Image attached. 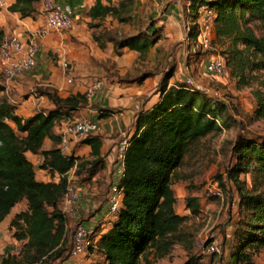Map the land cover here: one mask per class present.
<instances>
[{"label": "trees", "instance_id": "trees-1", "mask_svg": "<svg viewBox=\"0 0 264 264\" xmlns=\"http://www.w3.org/2000/svg\"><path fill=\"white\" fill-rule=\"evenodd\" d=\"M38 3L39 0H14L7 9L28 17L37 12ZM131 5L132 0L116 4L111 0H94L87 11V27L99 49L105 50L111 44L118 53L126 48L135 51L138 60L143 61L160 38L152 22L147 30L129 35H118L101 25L108 17L120 23L129 22ZM201 6L214 13L210 46L218 47L230 76L238 84L246 85L248 74L264 68V36L257 35L251 25H264V0H191L189 34L193 37L200 33ZM3 35L0 29V44ZM149 76L151 73H145L139 80ZM172 76L171 68L160 79L157 101L136 113L135 129L126 136L128 145L116 183L120 205L106 221L109 227L105 231L99 223L91 228L88 251L92 260L87 264H139L141 259L150 264V251L155 255L166 252L185 220L175 210L173 172L194 142L229 126L231 117L225 101L189 82L168 85ZM35 95L45 97L53 106L27 118L16 114V106L6 97H0V223L23 202L25 209L10 219L13 236L24 240L22 251L29 263L46 264L61 257L69 244L67 216L60 205L71 183L70 171L78 180L88 183L105 168L106 162L101 155L102 136L98 133L80 141L90 148L86 157L63 154L59 147L61 137L55 128L87 105L85 93L60 96L56 88L46 85L40 86ZM257 100L256 115L263 117L264 97L258 95ZM113 114L112 109L101 108L98 119ZM46 139L50 141L48 148L44 146ZM27 152L40 155L39 168L51 177L58 175V179L38 180ZM232 153L236 159L227 177L238 188L242 215L233 230L229 264H254L253 252L264 249V189L244 190L238 176L255 172L260 186H264V140L239 137ZM185 201L192 214L199 212L197 197L187 196ZM16 261V257L6 256L0 264ZM197 261L191 257L186 264H199Z\"/></svg>", "mask_w": 264, "mask_h": 264}, {"label": "rangeland", "instance_id": "rangeland-1", "mask_svg": "<svg viewBox=\"0 0 264 264\" xmlns=\"http://www.w3.org/2000/svg\"><path fill=\"white\" fill-rule=\"evenodd\" d=\"M111 1L116 4L120 0ZM173 1L175 0H132L128 11L129 22L120 23L116 19L108 17L101 23L102 27L115 30L118 35H129L147 30L152 22V27L159 30L160 38L143 61H139L137 53L130 50L122 52L124 50L122 49L116 53L105 49L98 52L94 44L86 42L76 43L87 46L88 59H82L79 54L76 55V58L70 59V57L60 56L54 52L52 60L60 68L65 80H71L68 84L80 92L85 93L96 80L101 82V88L94 93L90 100H87L91 110H99L104 108V105H110L114 114H119L121 110L118 108L123 107L122 104H119L121 95L135 89L143 95V97L133 100L137 102L136 111L138 112L147 103L146 99L150 97L149 95L156 93L161 77L171 68L173 76L169 78L168 85L176 81L189 82L198 89L226 102L231 117L229 126L194 142L171 177V188L176 197L175 210L185 217L176 234L174 244L162 255H155L153 251H150L147 259L150 264H186L191 257H196L199 264H229V253L234 243L233 230L242 215V210L239 205L238 188L228 179L227 171L235 163L236 158L232 153V148L239 137L264 140V116L256 115L258 95L264 97V68L248 74L246 85L238 84L230 76L229 70L221 76L207 73L205 69L207 59L213 54L220 53L217 46H213V44L210 46L213 33L207 34L208 47H203L204 38L200 33L196 37L189 34V24L192 23V18L187 8L189 7L188 2L191 0L175 1L174 3H179L174 13L170 11ZM38 6H40L39 3ZM198 14L200 29L205 19L204 9L200 7ZM251 25L257 35L264 36L263 24L253 22ZM149 30L151 31L150 28ZM62 61L67 63L66 67H62ZM145 73H151V76L139 80ZM39 87V85L33 84L26 90L24 97L29 95L35 97V92ZM0 97L7 98L8 96L0 94ZM31 107L34 112L48 109V105L40 100ZM80 141L74 142L76 145L72 147L71 153L86 155L83 147H79ZM27 158L34 165L38 180L51 179L48 174L39 172L40 160L38 158L31 155H28ZM120 175L121 173L118 171L117 178ZM238 181L243 182V188L247 191L256 187L258 190L264 189V186H260V180L255 172L239 174ZM90 182H82L76 177L71 178V187L78 193L77 204L74 211L70 210L65 198L60 205L67 216L69 244L61 257L46 264H73L72 258L77 257L79 259L77 264H86L92 260L88 248L79 256L71 254L72 234L75 226L78 223L83 224L84 221H89L91 218L90 213L77 215V212L80 213L78 208L80 197L90 193L91 189L89 186L81 194L79 187ZM220 183L223 184V187ZM212 189H219L221 196L213 194ZM187 196L198 198L199 212L197 214H192L187 208L185 201ZM23 209H25L23 202L17 204L0 223V248L6 246V250L0 249V262L6 256H14L17 259L14 264H32L25 259L22 251L24 240L14 237V228L10 226L12 216ZM107 212L106 206L101 207L93 215V223L103 220ZM105 222L98 223L103 226ZM213 241H215L216 250L210 249ZM14 248L17 249L16 252ZM253 254L254 264H264L263 248L255 250ZM139 264H145L144 260L141 259Z\"/></svg>", "mask_w": 264, "mask_h": 264}, {"label": "crops", "instance_id": "crops-1", "mask_svg": "<svg viewBox=\"0 0 264 264\" xmlns=\"http://www.w3.org/2000/svg\"><path fill=\"white\" fill-rule=\"evenodd\" d=\"M93 1L94 0H56L57 3L63 6H68L71 9V16L74 24L71 29L66 31L47 29L44 24L40 6H37V12L34 15L28 17H21L19 13L10 12L7 9L8 5L14 2V0H6V5L0 9V29L4 31V34H14L25 43L35 40L38 44V51L36 54L37 67L33 70L23 72L18 77L8 78L2 72L3 63L0 59V94L8 96L6 99L11 104L16 106L15 113L22 118H27L34 113L31 106H34L37 102H39V100L40 102H45V105H48V109L53 106L45 97L42 96L37 97L35 95V98L33 95H29L26 98L24 97V94L27 92L26 90L33 84H37L39 86H52L57 89L60 96H66L69 93L79 91L68 84V81L65 80L60 68L55 65V61H53L52 58H54L53 53L56 52L58 55L67 56L70 57V59L74 57L76 58L77 54L81 55L82 59H88L89 50L87 46L84 44L78 45L76 42H86L88 44L92 43L96 46L98 52L103 51L97 47L95 42L92 41L91 32L87 27V23L90 20L87 16V11ZM175 1L177 2V0ZM175 1H173L170 6V11L173 13L176 11L179 3H174ZM188 4H190V1ZM198 23L200 22L198 21ZM106 50L112 52V45L108 44ZM126 51H128V49L125 48L122 52ZM130 51L136 54L135 51ZM149 96L150 97L146 99L147 103L140 108L141 110L150 108L151 105L158 99V94L156 93L154 95L150 94ZM141 97H143V95L135 89H131V91H128L125 95L123 93V96L121 95L119 101V104H122L123 107L118 108L121 112L119 114H113L111 117L105 119H98V110H91L89 108L90 105L88 104L84 108H81L70 115V117L74 118L85 117L97 120L99 123V129L96 133L100 134L103 140L101 155L104 157L106 162L105 168L100 173L93 176L89 184L80 185L79 187L81 194L84 193L89 186L91 187L90 193L86 194L87 196L85 195L80 197L78 204L80 213L77 212V215L79 216L84 213H90V220L83 222V225L89 229H91L98 222L107 221L112 217V214L109 212L108 202L110 185L117 183L119 179L117 178V173L118 171H120V173L122 171V158L119 157L117 145L123 137H126V135L129 136L134 132L137 102L133 100ZM104 108L111 109L112 107L110 105H104ZM58 129L59 127L56 126L55 131L57 134ZM75 145L76 144H73L72 147ZM44 146L48 148L50 146V141L46 139L44 141ZM79 147H83L82 149L85 150L87 154H71L85 157L88 156L90 150L89 146L81 145L79 142ZM28 155L36 157L41 161L40 155L27 152L26 156ZM39 172L48 174L42 169H39ZM70 173L71 178L75 177L73 175V170H71ZM51 178L56 181L58 179V175ZM103 206L108 208V212L105 214L103 220L94 224L93 215H95ZM103 227H105L103 230L105 231L107 227H109V224L105 222ZM0 249L6 250V246H2ZM72 259L74 262L73 264L78 263V257Z\"/></svg>", "mask_w": 264, "mask_h": 264}, {"label": "built area", "instance_id": "built-area-1", "mask_svg": "<svg viewBox=\"0 0 264 264\" xmlns=\"http://www.w3.org/2000/svg\"><path fill=\"white\" fill-rule=\"evenodd\" d=\"M41 12L45 27L49 30L66 31L73 27V18L71 16V9L68 6H63L56 2V0H39ZM6 5V0H0V8ZM204 9V21L200 27V34L203 39V47H208L207 34L212 33L214 13L212 10L201 6ZM213 12V11H212ZM38 51V44L35 40L30 42H22L20 38L14 34H4L0 44V59L3 63L2 72L8 78H15L25 71L32 70L37 65L36 54ZM67 63L62 61V67H66ZM206 72L211 75L221 76L228 72L225 58L221 54L210 56L205 64ZM68 83L71 82L67 79ZM101 88L99 80L94 81L86 90L85 94L87 100H90L94 93ZM58 134L61 137L59 147L63 154H71L72 145L78 140L96 133L99 129V123L92 118H74L68 117L60 122L58 125ZM128 142L126 137H123L118 145L117 151L119 157L123 159L124 152L127 148ZM71 178V177H70ZM216 196H221L219 189H212L211 191ZM65 201L70 210L74 211L75 205L78 201V193L71 187H68L65 195ZM121 194L116 188V184L110 185V192L108 196L109 212L113 213L120 205ZM91 229L85 225L78 223L72 234V256H79L84 253L91 241L87 238ZM211 250H216L215 241L211 243ZM15 252L17 251L14 248Z\"/></svg>", "mask_w": 264, "mask_h": 264}]
</instances>
